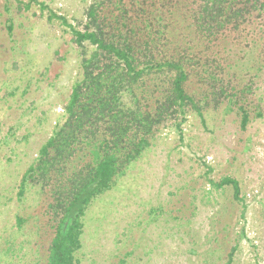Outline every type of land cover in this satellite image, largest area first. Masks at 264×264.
Wrapping results in <instances>:
<instances>
[{"label": "rangeland", "instance_id": "obj_1", "mask_svg": "<svg viewBox=\"0 0 264 264\" xmlns=\"http://www.w3.org/2000/svg\"><path fill=\"white\" fill-rule=\"evenodd\" d=\"M208 1L0 0L1 262L19 217L29 220L19 245L38 234L15 261L46 262L50 193L36 183L21 200L18 193L81 76L69 24L93 29L95 7L107 34L143 44L148 32L160 57L189 59L186 87L204 106L206 124L194 111L180 129L168 122L157 130L144 156L91 208L88 220H99L102 232L88 230L81 264H116L131 240L137 247L129 264H228L234 248L230 264H264V0H237L241 17L204 31ZM238 105L250 114L246 130ZM225 176L239 180L242 203L232 187L209 181ZM129 221L133 236L123 233Z\"/></svg>", "mask_w": 264, "mask_h": 264}, {"label": "trees", "instance_id": "obj_2", "mask_svg": "<svg viewBox=\"0 0 264 264\" xmlns=\"http://www.w3.org/2000/svg\"><path fill=\"white\" fill-rule=\"evenodd\" d=\"M236 1L209 0L200 15L201 30L209 31L214 22L222 26L223 19L241 17L244 11L235 8ZM88 15L90 26H94L91 30H77L69 24L75 43L81 48V76L72 87L64 117L25 173L18 193L21 200L30 183L50 193L51 217L45 227L52 230L53 237L44 264L82 263L88 230L97 235L102 232L99 220H88L91 208L127 176L151 147L161 126L172 122L180 129L187 114L194 111L206 124L204 106L186 87L187 66L191 63L188 58L160 57L152 47L158 46L150 33H146L143 44H137L127 37L107 34L100 27L95 7ZM52 17L68 24L64 16L52 13ZM218 17L222 20L217 22ZM85 43L92 47L89 49ZM221 92L225 94L223 89ZM237 109L240 128L246 130L250 114L244 106L238 105ZM209 181L215 188L232 187L234 199L244 201L238 179L225 176L218 182ZM28 222L20 217L15 220L16 230L5 239L6 248L2 250L7 261L0 263L18 264L15 259L24 244H37V231L21 245L17 241ZM135 224L129 221L123 233L133 236ZM127 246L131 250L123 256L115 255L119 257L116 264H129L135 256L137 242L131 240ZM234 252L235 248L228 264Z\"/></svg>", "mask_w": 264, "mask_h": 264}]
</instances>
